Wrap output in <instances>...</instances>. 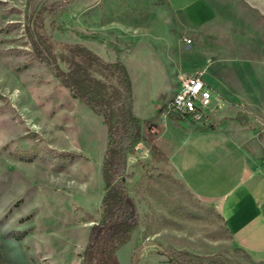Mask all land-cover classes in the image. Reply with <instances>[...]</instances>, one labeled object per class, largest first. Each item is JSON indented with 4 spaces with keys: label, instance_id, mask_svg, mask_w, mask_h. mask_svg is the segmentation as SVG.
Here are the masks:
<instances>
[{
    "label": "rangeland",
    "instance_id": "rangeland-1",
    "mask_svg": "<svg viewBox=\"0 0 264 264\" xmlns=\"http://www.w3.org/2000/svg\"><path fill=\"white\" fill-rule=\"evenodd\" d=\"M44 35L65 72L63 56L83 44L130 73L143 139L128 152L126 188L140 224L120 264H172V250L241 264L221 215L169 163L175 132L264 128V26L245 28L241 0H0V264H83L103 216L108 128L37 53L50 49ZM196 73L216 110L186 129L167 108Z\"/></svg>",
    "mask_w": 264,
    "mask_h": 264
},
{
    "label": "trees",
    "instance_id": "trees-1",
    "mask_svg": "<svg viewBox=\"0 0 264 264\" xmlns=\"http://www.w3.org/2000/svg\"><path fill=\"white\" fill-rule=\"evenodd\" d=\"M39 37L50 49L44 55L38 51L37 43V53L41 58L47 57L45 63L62 85L76 100L101 116L108 128L103 216L91 230L83 264H120L118 251L131 241L140 224L137 204L126 188L128 152L143 139V123L133 111L134 91L129 70L122 61L107 62L85 45L77 44L69 47L62 58L70 67L65 72L58 65L53 41L45 35ZM169 255L172 264H206L205 259L188 252L172 250Z\"/></svg>",
    "mask_w": 264,
    "mask_h": 264
},
{
    "label": "crops",
    "instance_id": "crops-1",
    "mask_svg": "<svg viewBox=\"0 0 264 264\" xmlns=\"http://www.w3.org/2000/svg\"><path fill=\"white\" fill-rule=\"evenodd\" d=\"M241 22L260 35L264 0H241ZM234 128L175 132L167 124L177 137L169 163L187 189L221 215L241 264H264V128L233 133Z\"/></svg>",
    "mask_w": 264,
    "mask_h": 264
},
{
    "label": "built area",
    "instance_id": "built-area-1",
    "mask_svg": "<svg viewBox=\"0 0 264 264\" xmlns=\"http://www.w3.org/2000/svg\"><path fill=\"white\" fill-rule=\"evenodd\" d=\"M213 90L201 73L185 75L167 108V114L177 123L202 127L209 123L213 109Z\"/></svg>",
    "mask_w": 264,
    "mask_h": 264
},
{
    "label": "bare ground",
    "instance_id": "bare-ground-1",
    "mask_svg": "<svg viewBox=\"0 0 264 264\" xmlns=\"http://www.w3.org/2000/svg\"><path fill=\"white\" fill-rule=\"evenodd\" d=\"M204 76H205V74H204Z\"/></svg>",
    "mask_w": 264,
    "mask_h": 264
}]
</instances>
